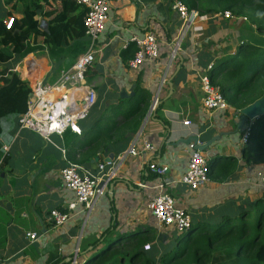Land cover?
Instances as JSON below:
<instances>
[{
	"label": "crops",
	"instance_id": "obj_1",
	"mask_svg": "<svg viewBox=\"0 0 264 264\" xmlns=\"http://www.w3.org/2000/svg\"><path fill=\"white\" fill-rule=\"evenodd\" d=\"M177 1L119 0L111 5L105 30L95 47L96 61L86 74L87 83L97 92V115L136 94L147 96L151 106L159 94L161 104L157 112L151 114L150 107L138 133L125 145L114 147L101 162L96 160L90 167L82 166L98 174L99 164L109 160L117 162L137 138L138 151L147 143L154 147V151L129 157L122 164L118 177L111 183L113 191L110 184L91 212L79 204L64 225L54 224L51 213L69 212V205L76 202V195L66 187L61 176L70 162L65 139L54 136L50 143L34 132L21 131L20 116L2 120L1 264H95L106 254L100 253L102 246L97 245L106 233L114 239L148 229L155 234L162 229L172 231L170 227H159L149 210V204L160 193L169 194L176 207L194 220L203 219L230 202L240 204L263 197L260 177L264 174V164H248L242 159L247 143L245 135L250 130L249 124L238 128L242 110L231 107L227 111L208 112L202 105V79L209 75V66L235 54L245 42L263 46V37L260 38L255 26L243 18L228 20L223 14L199 15L179 54L171 61V45L182 26L174 9ZM27 5L25 0H0V23L11 18L22 19ZM58 6L45 5L43 11L38 12L36 19L43 32H49L47 14L57 11ZM146 34L156 37L159 57L146 60L138 71L132 72L129 62L135 57L133 39ZM43 40L31 38L38 46H43ZM76 43L72 41L64 53H58L56 61L46 49L31 53L14 71L30 89L38 83L52 84L91 44L87 36ZM10 64L0 62V69ZM92 122L90 119L81 123L83 132ZM193 137L199 139L200 145L214 140L203 152L209 163L238 161L239 169L229 182L217 184L210 180L197 191L181 183L191 158L190 145L182 140ZM5 147L9 150L5 151ZM151 163L167 167L169 171L157 176L148 168ZM159 186H163L162 191ZM28 234H36L37 239L31 240Z\"/></svg>",
	"mask_w": 264,
	"mask_h": 264
},
{
	"label": "trees",
	"instance_id": "obj_2",
	"mask_svg": "<svg viewBox=\"0 0 264 264\" xmlns=\"http://www.w3.org/2000/svg\"><path fill=\"white\" fill-rule=\"evenodd\" d=\"M25 1L27 11L22 19H14L10 30L3 22L0 23V46L4 47L0 49V62L3 65L11 63L0 69V134L4 118L21 116L26 112L31 93L27 83L14 71L16 65L29 54L45 49L56 61L57 54L64 53L65 47L72 41L76 43L86 36V10L73 0ZM178 1L201 16L230 13L235 18H243L264 36V0ZM52 3L59 6L57 11L46 16L49 21L47 33L40 29L36 17L45 5ZM32 37L43 38V46H38L36 42L33 44ZM136 51L135 45L133 56ZM209 78L231 107L243 110L264 97V46L243 43L235 54L222 57L213 65ZM96 106L85 121L93 119L92 125L84 129L81 136L70 131L64 135L67 158L71 163L90 167L96 160L101 162L102 157L114 147L125 145L138 133L151 103L147 96L136 94L121 99L100 116L96 113ZM242 159L248 164H264V118L250 127ZM238 169L236 159H229L220 165L212 162L209 178L217 184L227 183ZM154 232L148 229L114 239L110 233L104 234L98 247L109 243L108 247L113 246L114 249L95 264H114L116 258L120 264H264V195L253 202H230L200 220L193 218L191 228L184 233L186 236L183 239L179 233L174 234L172 242L152 245L150 250H145L146 246L155 242Z\"/></svg>",
	"mask_w": 264,
	"mask_h": 264
},
{
	"label": "built area",
	"instance_id": "obj_3",
	"mask_svg": "<svg viewBox=\"0 0 264 264\" xmlns=\"http://www.w3.org/2000/svg\"><path fill=\"white\" fill-rule=\"evenodd\" d=\"M54 1L60 2L62 0ZM73 1L86 10L84 18L85 35L90 39V47L78 57L72 66L60 73L56 82L52 84L38 83L32 86L27 100V110L19 117V129L21 131L34 132L50 143L54 136L64 138L68 131L81 136L83 133L81 123L88 119L92 109L97 104V92L93 85L87 83L86 74L96 61L97 51L95 47L105 30L111 5L119 0ZM174 9L179 14L182 26L171 45L173 48L171 61L175 60L179 54L187 34L200 17L197 11L189 10L179 1L176 2ZM223 17L228 20L234 18L230 13H224ZM13 23L14 18L4 22L6 29L10 30ZM133 43L138 51L134 59L129 62V69L132 72L138 71L146 60L159 57V43L153 34H146L140 39L134 38ZM212 69L213 66H209L208 71L210 72ZM202 90L204 94L202 105L206 111H227L231 108L221 90L212 85L209 75H205L202 79ZM158 103L159 94L152 102L149 114L156 110ZM249 131L245 135V141L249 137ZM137 139L128 151L117 158V162L109 161L99 164L98 174L67 161L68 165L62 170L61 176L66 187L76 195V202L69 205V212L53 211L51 213V219L56 226L64 225L71 217L70 212L74 211L79 204L91 212L99 199L105 196L109 185L118 177L119 168L129 157H138L142 153L154 151V147L148 143L144 145L141 151H138ZM189 148L191 158L181 183L191 190L197 191L210 183V163L203 153L196 151L194 144H190ZM8 150L5 147V151ZM148 168L157 176H163L169 171L167 167H160L155 163L149 164ZM260 181L264 188V174L260 177ZM141 187L146 186L141 184ZM158 188L162 191L163 186ZM149 210L161 228L174 227L180 235L188 232L191 228V216L184 210L178 209L174 199L167 193H160L154 197L149 204ZM28 237L31 240L37 239L36 234H28ZM149 249L150 247L146 246L145 250Z\"/></svg>",
	"mask_w": 264,
	"mask_h": 264
},
{
	"label": "water",
	"instance_id": "obj_4",
	"mask_svg": "<svg viewBox=\"0 0 264 264\" xmlns=\"http://www.w3.org/2000/svg\"><path fill=\"white\" fill-rule=\"evenodd\" d=\"M47 30V28H45ZM170 87L172 88L171 83H169ZM134 94H132L133 96ZM155 115V114H154ZM264 118V97L257 100L253 104L247 106L241 111L240 115V123L238 125V128L241 129L244 125H250V127L253 125L254 122L257 120ZM214 140L206 143V144H199V139L196 137L189 138L188 140H182L187 145L194 144L196 146V151H199L201 153L205 152L207 150V147L213 142ZM177 145V144H176ZM110 161V160H109ZM111 192L113 191V184L110 185Z\"/></svg>",
	"mask_w": 264,
	"mask_h": 264
},
{
	"label": "rangeland",
	"instance_id": "obj_5",
	"mask_svg": "<svg viewBox=\"0 0 264 264\" xmlns=\"http://www.w3.org/2000/svg\"><path fill=\"white\" fill-rule=\"evenodd\" d=\"M255 31H256V27H255ZM257 32V31H256ZM258 33V32H257ZM259 34V33H258ZM259 37L260 38H262L263 37V39H262V43H263V46H264V36H263V34H259ZM249 43V42H248ZM250 44V43H249ZM260 44V43H259ZM252 45H255V44H252ZM256 46H261V45H256ZM160 227V226H159ZM172 229V231H169V232H167V231H165V230H163L162 229V231H160V232H158V234H156L155 235V242L153 243V244H151V245H148L149 247H151L152 245H164L167 241L168 242H172V240H173V238L176 236V235H174V234H178L179 232L175 229V228H171ZM186 235L185 234H183V235H181V239H183L184 237H185ZM108 244L109 243H106V244H104L103 246H102V248H100V250H99V252L100 253H108V252H112L113 251V247L111 246V247H108ZM114 244H116L115 246H117L118 244L117 243H113L112 245H114ZM146 248V247H145ZM150 250V249H149ZM96 263V262H95ZM114 264H120V260L119 259H115V262H114Z\"/></svg>",
	"mask_w": 264,
	"mask_h": 264
},
{
	"label": "bare ground",
	"instance_id": "obj_6",
	"mask_svg": "<svg viewBox=\"0 0 264 264\" xmlns=\"http://www.w3.org/2000/svg\"><path fill=\"white\" fill-rule=\"evenodd\" d=\"M232 20H234V19H232ZM227 100V99H226Z\"/></svg>",
	"mask_w": 264,
	"mask_h": 264
}]
</instances>
